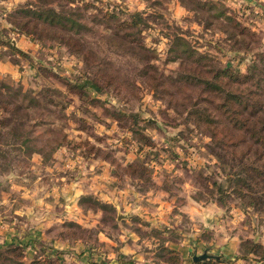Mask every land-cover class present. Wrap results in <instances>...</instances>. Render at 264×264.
<instances>
[{
	"label": "rangeland",
	"instance_id": "rangeland-1",
	"mask_svg": "<svg viewBox=\"0 0 264 264\" xmlns=\"http://www.w3.org/2000/svg\"><path fill=\"white\" fill-rule=\"evenodd\" d=\"M222 11L255 37L236 36ZM134 13L147 24L134 39L154 51L168 93L116 46V23ZM16 28L34 49L14 46ZM177 38L254 75L233 86L264 109V0H0V264H264L253 247L264 253V206L227 194L238 189L229 175L255 157L218 147L188 117L201 95L174 83L185 72ZM263 116L250 119L261 127ZM183 231L186 259L166 247ZM143 253L152 260L133 259ZM204 255L214 258L194 260Z\"/></svg>",
	"mask_w": 264,
	"mask_h": 264
},
{
	"label": "trees",
	"instance_id": "trees-1",
	"mask_svg": "<svg viewBox=\"0 0 264 264\" xmlns=\"http://www.w3.org/2000/svg\"><path fill=\"white\" fill-rule=\"evenodd\" d=\"M55 15L56 13H51L47 22L50 24L55 23L57 18ZM128 17V21L123 23H119L118 21L116 23L117 31H115V34L120 35V32H123V38L125 39L122 45L116 46H120V50L130 55L136 62L135 64H145L144 66L147 70L144 77L153 84V89L156 93H168L169 91L165 86L166 82L163 80V74H160L157 71L158 69L154 65H151L156 58L154 51L148 48L142 41L138 42L134 39L136 35L141 34L142 28L147 26L145 19L141 13L129 14ZM218 18L224 22H229L230 25L235 27L237 31L236 36L242 39L248 38L249 40L255 37V33L242 27L237 17L233 18L232 15L229 16L222 11ZM12 32L16 33L15 31ZM16 34L17 36H26L28 39L29 37L31 38L30 32L19 30V28ZM235 37L233 36L232 38ZM175 43L177 48H179L176 51L179 57L176 58L181 60V66L185 72L178 74V80H174V83H181L183 81L192 83L193 88L199 89L201 95V99L191 105L192 110L190 109L188 117L193 119L199 128L206 124L205 128H207L212 140L216 142L218 147L233 149L234 151L231 154L235 156L241 155L244 158V154H246L250 158L255 157V161L252 164L248 162L244 163L243 161L242 170L239 173L229 175L230 183L238 189L227 194L233 196L242 195V197L256 202L259 206H264V116L259 118L263 122L261 127H258L257 123H252L250 119L252 114L259 111L264 115V109H261V111L255 107V103L261 100V96L241 86H233L253 80L255 78L254 75H243L236 70L222 67L215 57L197 52L183 38H177ZM98 73H101V71ZM94 80L95 83L100 84L101 82L105 84L107 88L115 86L119 90L122 86L121 83H118L115 76L104 78L96 75V77L94 76ZM253 95H258L257 101L254 100ZM201 102L213 105L216 112L219 113V117L214 113L206 115L205 111L207 108L204 109L205 111H201L199 106ZM256 163L261 164L260 167ZM258 188L262 194L260 198H257V201L253 196L258 191ZM245 191L246 194H242ZM223 194L225 196V193ZM253 247L256 253L255 256L263 262L264 253L260 251L261 247L256 245H253ZM7 252L0 251V258ZM169 254L175 255L176 253L170 250ZM229 264H234V262L230 261Z\"/></svg>",
	"mask_w": 264,
	"mask_h": 264
},
{
	"label": "crops",
	"instance_id": "crops-1",
	"mask_svg": "<svg viewBox=\"0 0 264 264\" xmlns=\"http://www.w3.org/2000/svg\"><path fill=\"white\" fill-rule=\"evenodd\" d=\"M15 40H16V46H17L16 48L21 50V51H27L28 50L27 52H29L30 48L34 49V47H35L34 43L28 42L23 37L18 36ZM4 66L7 67V64L1 63V67H4ZM161 214H164V212H161L160 215ZM168 215L165 216L164 218H168V226L170 227V225L173 224L172 222H174L175 219L172 220L171 218H169ZM158 218L160 219L161 216H159ZM154 222H156V219H155ZM159 224H160V221L157 220L156 225H155L156 228L167 227L166 221H165V225L163 223H161L160 225ZM184 232L185 231H183V234H181L182 232L180 233V235H182L183 237L180 239L181 242L179 244L178 243H174L171 240H167L166 241V247H168L171 250L179 252L184 257V259H186L188 257V255L190 254V250H189V248L187 246V241L188 240H187L186 234H184ZM133 259L134 260H141V261L144 262V261H147V260L148 261L152 260V257H151V255H146L145 256V254L143 253L142 255L138 254L137 256H134Z\"/></svg>",
	"mask_w": 264,
	"mask_h": 264
},
{
	"label": "water",
	"instance_id": "water-1",
	"mask_svg": "<svg viewBox=\"0 0 264 264\" xmlns=\"http://www.w3.org/2000/svg\"><path fill=\"white\" fill-rule=\"evenodd\" d=\"M13 44H14V46L15 47H17L16 46V42L15 41H13ZM212 258H214L213 256H209V255H204V256H202V257H195V261H200V260H207V259H212ZM216 258V257H215ZM217 259V258H216Z\"/></svg>",
	"mask_w": 264,
	"mask_h": 264
}]
</instances>
